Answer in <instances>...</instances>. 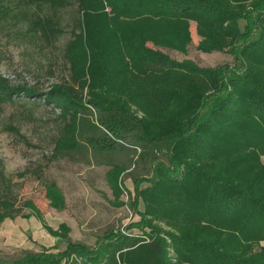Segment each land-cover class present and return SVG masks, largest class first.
<instances>
[{"label": "trees", "instance_id": "1", "mask_svg": "<svg viewBox=\"0 0 264 264\" xmlns=\"http://www.w3.org/2000/svg\"><path fill=\"white\" fill-rule=\"evenodd\" d=\"M34 1L53 9L70 2ZM31 2L0 0V21L26 22L25 33L38 38L59 31L50 19L28 18L19 9ZM74 2L79 19L64 51L68 85L40 93L0 73V109L15 98L37 96L57 108L65 124L55 151L83 143L112 151L113 143L128 137L141 142L142 150L131 145L141 158L148 148L164 149L166 161H156L150 177L134 179L129 192L139 220L126 228H150L149 241L118 229L93 248L69 241L62 252L26 253L0 264H49L71 254L76 260L65 264H264V0ZM183 21L213 37L234 64L201 67L160 50L186 53ZM197 49L207 50L202 43ZM89 109L99 112L98 122L85 118ZM124 171L119 164L106 171L116 202L125 191ZM43 187L49 207L64 210L57 183L45 180ZM24 204L50 234L70 231L65 223L53 231L31 201ZM11 212L2 217L18 211Z\"/></svg>", "mask_w": 264, "mask_h": 264}, {"label": "rangeland", "instance_id": "2", "mask_svg": "<svg viewBox=\"0 0 264 264\" xmlns=\"http://www.w3.org/2000/svg\"><path fill=\"white\" fill-rule=\"evenodd\" d=\"M19 9L26 11L28 18L50 19L59 31L38 38L33 33H25L26 22L0 21V73L12 83L28 84L40 93L48 91L53 84L67 86L69 65L64 51L79 19L76 3L70 0L68 6L53 9L33 0L27 6L19 5ZM181 24L188 42L186 53L165 50L169 56L178 61L192 60L201 67L234 64L233 56L194 22L183 21ZM201 43L207 50L197 49ZM86 115V119L98 122L97 110L89 109ZM64 124L59 110L38 96L15 98L1 106L0 216L5 211L17 210L13 218L31 213L26 219H37L35 212L24 204L31 201L42 218L62 221L70 227L68 239L93 248L109 231H117L139 220L129 202L133 181L138 177H150L153 164L166 161L165 152L164 149L148 148L151 152L141 158L139 150L132 149L136 146L142 150L141 142L133 137L116 141L112 151L101 152L84 143L70 152L55 151V142L63 135ZM81 130L80 133L85 134ZM261 160L264 162V156ZM113 164H119L125 170L121 175L125 191L117 202L106 179V171ZM45 180L55 181L62 190L66 200L64 210L49 207L44 197ZM2 202L7 203L2 205ZM138 209L143 210L142 202ZM26 219L23 222L31 225ZM141 231L149 234L150 228ZM38 238L43 242L41 237ZM167 251L169 257H173L172 247L169 246Z\"/></svg>", "mask_w": 264, "mask_h": 264}, {"label": "crops", "instance_id": "3", "mask_svg": "<svg viewBox=\"0 0 264 264\" xmlns=\"http://www.w3.org/2000/svg\"><path fill=\"white\" fill-rule=\"evenodd\" d=\"M160 50L165 52L168 49L160 48ZM0 218V260L4 262H12L23 257L26 253H39L43 250L56 254L65 250L67 242H75L68 239L70 231L65 237L50 234L38 218L34 220L17 217ZM25 219L30 220L31 225L23 222ZM43 220L53 231L57 230L59 224L65 223L48 218H43ZM38 237H41L45 243L39 242ZM261 245L264 246V242H261ZM74 259L76 260L75 255L71 254L67 260L51 261L49 264H65L66 261L72 263ZM33 264L41 263L35 261Z\"/></svg>", "mask_w": 264, "mask_h": 264}, {"label": "built area", "instance_id": "4", "mask_svg": "<svg viewBox=\"0 0 264 264\" xmlns=\"http://www.w3.org/2000/svg\"><path fill=\"white\" fill-rule=\"evenodd\" d=\"M120 231L125 234V235H128V236H140L143 240H145L146 242L149 241L147 235L142 232L141 230H137V231H134V229H127L126 227L125 228H121Z\"/></svg>", "mask_w": 264, "mask_h": 264}]
</instances>
